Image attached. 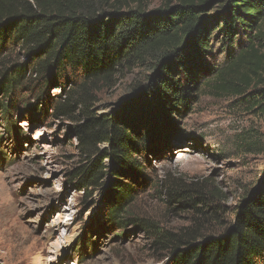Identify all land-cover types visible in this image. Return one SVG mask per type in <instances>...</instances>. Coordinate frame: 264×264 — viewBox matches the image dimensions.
<instances>
[{
  "label": "rangeland",
  "instance_id": "rangeland-1",
  "mask_svg": "<svg viewBox=\"0 0 264 264\" xmlns=\"http://www.w3.org/2000/svg\"><path fill=\"white\" fill-rule=\"evenodd\" d=\"M163 2L154 0L143 8L153 13ZM223 11L217 6L207 9L212 30L221 25L213 23ZM258 29L264 33V20ZM251 36L241 31L229 44L223 28L216 31L208 68L226 69L230 56L236 57ZM7 59L28 63L20 48ZM153 66L147 60L121 70L108 85L92 86L95 115H121L134 87L149 82ZM28 79L11 99L0 91V264H169L170 257L154 245L153 233L178 232L196 218L193 210L169 202L170 191L199 184L219 213L217 220L201 222V228L215 235L231 226L247 194L264 187V110L259 107L264 82L243 88L241 73H230L225 82L231 89L223 91L213 85L216 76H200L194 81L191 106L173 113L177 134H164L156 148L154 140L149 142L162 156L150 151L137 158L146 180L120 178L133 186V200L124 214L127 223L111 225L106 214L113 204L109 187L114 164L103 155L104 178L93 190L80 189L74 175L87 162L78 151L77 123L53 115L55 101L72 85H52L45 106L39 96L27 92ZM100 149L106 152L108 147Z\"/></svg>",
  "mask_w": 264,
  "mask_h": 264
},
{
  "label": "trees",
  "instance_id": "trees-1",
  "mask_svg": "<svg viewBox=\"0 0 264 264\" xmlns=\"http://www.w3.org/2000/svg\"><path fill=\"white\" fill-rule=\"evenodd\" d=\"M153 1L0 0V91L11 99L29 75L27 92L46 106L52 85H72L55 101L53 115L77 123L78 151L87 162L74 175L80 189L98 186L105 176V159L114 164L109 187L113 204L110 201L106 214L111 225L127 223L124 214L133 200V186L120 178L146 180L137 158L150 151L162 156L155 148L164 134H177L173 113L191 106L198 77L216 76L213 85L223 91L231 89L225 82L230 73H241L243 88L264 82V33L258 29L264 0H163L158 10L146 13L143 7ZM212 6L224 9L213 23L221 25L214 30L205 14ZM221 28L229 44L241 31L253 36L246 38L247 46L236 57L230 56L227 68L217 72L208 68L207 57L210 40ZM18 48L26 53L27 64L7 59ZM147 60L154 63L149 82L134 87L121 115L96 116L89 89L108 85L121 70ZM259 107L264 110V96ZM102 145L108 147L106 152L100 151ZM169 196L170 203L196 214L188 228L153 233L154 245L170 257L169 264H264V187L247 194L231 226L215 235L201 228V222L209 224L219 213L199 184L170 191Z\"/></svg>",
  "mask_w": 264,
  "mask_h": 264
}]
</instances>
